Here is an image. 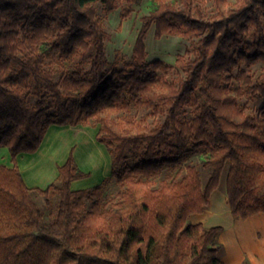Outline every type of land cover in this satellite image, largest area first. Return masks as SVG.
<instances>
[{
  "label": "trees",
  "instance_id": "trees-1",
  "mask_svg": "<svg viewBox=\"0 0 264 264\" xmlns=\"http://www.w3.org/2000/svg\"><path fill=\"white\" fill-rule=\"evenodd\" d=\"M137 1L0 0V147L14 162L0 165V264H225L223 226L188 220L226 168L232 214L264 213V0H213V14L203 0H152L132 59L117 66L98 3H124L126 17ZM153 26L158 38L197 39L195 56L176 60L184 76L148 59ZM257 64L258 76L246 69ZM245 97L262 105L252 112ZM52 124L99 125L111 175L74 190L86 173L71 154L47 188L29 187L17 157ZM197 153L206 183L186 164Z\"/></svg>",
  "mask_w": 264,
  "mask_h": 264
},
{
  "label": "rangeland",
  "instance_id": "rangeland-1",
  "mask_svg": "<svg viewBox=\"0 0 264 264\" xmlns=\"http://www.w3.org/2000/svg\"><path fill=\"white\" fill-rule=\"evenodd\" d=\"M235 2L236 0H231V5L234 6ZM202 3L206 12L209 14L215 13L213 0H203ZM123 7L124 3H119L116 9L106 12L104 5L98 3V13L103 19L105 29L109 34L106 40L107 56L109 61L111 63L116 62L117 66H123L125 62L132 59L135 41L143 23L142 19L150 14L154 8V2L152 0H138L132 5L126 17L123 16ZM196 42V38H185L171 34H165L158 38L155 36V26H153L146 38L148 59H162L170 63L173 69L169 71V77L170 79H177L184 76V71L176 64L178 56L185 55L186 58H193L196 54ZM246 69L253 72L256 76L263 71L261 64L249 68L246 67ZM240 103H248L249 110L252 112H256L262 105L261 102L249 100L247 97L241 98ZM142 115H145V111L139 113V116ZM150 121H152V118H150ZM203 159L204 155L197 153L191 156L186 164L197 166L202 174L203 182L206 183L209 173L202 166ZM226 177L227 168L223 173L220 186L212 194L211 203L204 212L191 215L188 221L190 223L203 222L206 226L222 225L225 230L232 231L233 234L241 232L244 236L253 239L254 244L247 247L244 261L248 264H253L257 261V257L252 253L256 252V246L264 241V213H258L256 216L254 215L247 219L235 217L231 212L228 202ZM109 188V191L113 193H116L118 190L115 183ZM34 197L48 218L51 209L46 204V197L38 194H34ZM58 200L59 197L56 196L54 203L57 204ZM204 216L206 219H204ZM259 217L260 219L252 221L253 218ZM233 245L237 246V241L233 242ZM224 252L223 249L222 258L225 255Z\"/></svg>",
  "mask_w": 264,
  "mask_h": 264
},
{
  "label": "crops",
  "instance_id": "crops-1",
  "mask_svg": "<svg viewBox=\"0 0 264 264\" xmlns=\"http://www.w3.org/2000/svg\"><path fill=\"white\" fill-rule=\"evenodd\" d=\"M98 131L99 125L52 124L38 150L22 152L17 157L26 184L31 188H47L58 178L60 166L68 161L71 154L79 168L86 173V176L72 182V188L80 190L100 184L112 173V156L107 145L97 139ZM0 165L14 166L12 154L6 146L0 147ZM256 219L260 217L252 221ZM234 240L237 246L233 245ZM220 242L224 245L225 255L222 259L225 264H243L247 247L254 244L253 239L241 232L233 234L225 228ZM256 247L257 251L252 254L256 255L257 261L254 259L253 264H264V241Z\"/></svg>",
  "mask_w": 264,
  "mask_h": 264
}]
</instances>
